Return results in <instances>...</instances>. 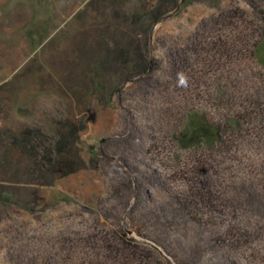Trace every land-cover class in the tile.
Segmentation results:
<instances>
[{
    "label": "rangeland",
    "instance_id": "1",
    "mask_svg": "<svg viewBox=\"0 0 264 264\" xmlns=\"http://www.w3.org/2000/svg\"><path fill=\"white\" fill-rule=\"evenodd\" d=\"M158 7L167 13L150 30L143 19L134 23ZM225 16L238 17L236 33L251 44L264 39V0H0V191L11 194L0 202V264L88 263L94 257L84 253L113 243V232L144 246L158 240L173 264H264L263 210L248 216L262 228L254 250L224 248L211 225L178 216L174 201L206 153L178 146L176 136L186 112L223 116L213 92L224 79L182 80L169 54ZM123 58L129 68L146 63L141 81L124 80ZM259 59L264 53L247 55L237 72L264 92ZM69 124L83 127L71 149L78 169L51 179L18 140L39 130L48 146ZM238 142L219 182L245 173L240 156L249 152Z\"/></svg>",
    "mask_w": 264,
    "mask_h": 264
},
{
    "label": "trees",
    "instance_id": "2",
    "mask_svg": "<svg viewBox=\"0 0 264 264\" xmlns=\"http://www.w3.org/2000/svg\"><path fill=\"white\" fill-rule=\"evenodd\" d=\"M176 4L174 2V6ZM166 13L167 10L161 11L158 7L147 11L144 17L135 18L134 23L143 19L144 28L150 30ZM237 18L225 16L205 22L199 31L187 38L182 48L169 54L171 70L181 74L182 80L189 78L191 84L199 85L195 73L201 77L219 76L221 80L218 81L224 79L213 92L214 98L222 103L223 116L213 122L200 111L186 112L185 125L176 136L178 146L206 153L201 156L193 176L186 178V191L174 201L178 216L197 226L211 225L212 233L221 235L220 244L224 248L235 246L254 250L262 228L256 225V221V224L250 222L248 216L253 213L258 217L257 211L264 212V92L244 83L242 73L237 71L247 55L264 53V39L252 40L251 44L246 36L236 33ZM119 56L122 58V54ZM125 60L119 61L121 66L128 68L124 80L141 81L147 74L146 63L135 59L129 68L130 60ZM258 63L264 68L262 59ZM182 80L185 86L190 85ZM64 128L67 131L59 134V138L48 146L39 138V130L27 129L18 140L19 146L26 148L30 157L39 159L41 168L51 179L67 177L78 169L71 149H74L83 127L69 124ZM236 140L249 152L240 156L245 160L240 162L245 173L237 182L224 184L219 182L218 169L228 161L223 157L236 154L235 149H231ZM9 196L11 194L0 191V202H10ZM114 234L113 243L103 239L102 246L93 247V252H85L84 257L91 260L92 256L94 261L82 264H173L158 249L162 248L158 240H150L152 244L144 246L125 232ZM91 239L87 237L85 243L91 245Z\"/></svg>",
    "mask_w": 264,
    "mask_h": 264
},
{
    "label": "water",
    "instance_id": "3",
    "mask_svg": "<svg viewBox=\"0 0 264 264\" xmlns=\"http://www.w3.org/2000/svg\"><path fill=\"white\" fill-rule=\"evenodd\" d=\"M128 233L131 234V231L128 230Z\"/></svg>",
    "mask_w": 264,
    "mask_h": 264
}]
</instances>
